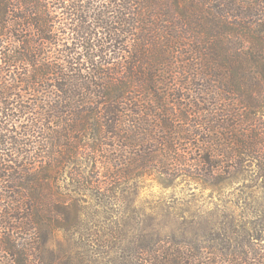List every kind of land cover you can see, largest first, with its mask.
<instances>
[{"label": "trees", "instance_id": "1", "mask_svg": "<svg viewBox=\"0 0 264 264\" xmlns=\"http://www.w3.org/2000/svg\"><path fill=\"white\" fill-rule=\"evenodd\" d=\"M263 111L264 0H0L1 251L32 264L35 226L76 218L67 169L92 165L98 191L211 184L260 145ZM191 248L128 264H226Z\"/></svg>", "mask_w": 264, "mask_h": 264}, {"label": "rangeland", "instance_id": "2", "mask_svg": "<svg viewBox=\"0 0 264 264\" xmlns=\"http://www.w3.org/2000/svg\"><path fill=\"white\" fill-rule=\"evenodd\" d=\"M258 117L255 133L260 145L241 158L237 170L225 169L211 184L193 180L185 171L169 184L154 173L98 191L94 182L103 187L107 180L90 170L92 165L83 162L80 177L68 178L67 169L60 188L71 199L76 218L70 215L56 230L45 221L35 226L32 238L39 244L30 262L128 264L130 255L144 260L146 245L157 251L182 242L199 256L221 257L226 264L234 256L238 263L244 258L247 264H264V111ZM0 264H13L1 249Z\"/></svg>", "mask_w": 264, "mask_h": 264}]
</instances>
